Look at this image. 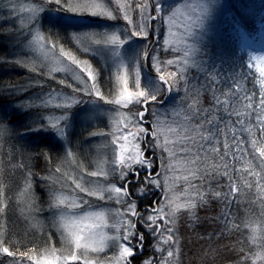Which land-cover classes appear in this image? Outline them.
<instances>
[{"label":"snow or ice","instance_id":"1","mask_svg":"<svg viewBox=\"0 0 264 264\" xmlns=\"http://www.w3.org/2000/svg\"><path fill=\"white\" fill-rule=\"evenodd\" d=\"M240 5L0 0V216L30 202L22 234L0 231V264H184L185 240L193 264H264V55L233 43L257 7ZM101 48L112 62L91 58ZM41 130L61 150L25 138ZM54 242L60 256L31 254Z\"/></svg>","mask_w":264,"mask_h":264},{"label":"rangeland","instance_id":"2","mask_svg":"<svg viewBox=\"0 0 264 264\" xmlns=\"http://www.w3.org/2000/svg\"><path fill=\"white\" fill-rule=\"evenodd\" d=\"M29 0H21V3H28ZM170 2L178 3L182 2V0H170ZM188 3H195L196 0H187ZM226 3L231 4L232 8H240V3L249 4V5H256L254 9H252L250 12H246L244 15L243 25L241 27V31L244 33V35L247 37V39H242L239 35H237L235 32L232 33L233 35V43L237 44L239 48L243 49V55L247 57L249 54H255V55H264V12H261L260 8L258 7L261 3H264V0H225ZM55 15L53 12H48L45 15H42L41 17V24L43 26L48 25L49 21L45 23V18L49 20V17ZM237 19H239V16H237ZM117 22L113 21H106L99 17H87L79 21L80 27H94V28H104V27H113ZM179 23V21H178ZM233 23L231 15H227L221 18V25L228 27ZM253 42L256 48H252L250 44ZM138 47V38H134L132 41L127 42L125 45V48L122 49V52H131L135 50ZM96 63L100 64L103 63L105 60L108 62H112V56H111V50L101 48L98 50L97 53L92 54L91 57ZM255 71V70H253ZM143 74V85L145 87H153L156 84V74L153 69H151L147 64L142 69ZM11 107V104L9 105ZM84 108V106H80L79 108H76L73 112L72 120L74 129L77 135L82 134V129H86L90 125H88L86 122L81 120V110ZM168 119L171 120L172 117L169 114ZM96 131H108V129L104 128L103 124H100V127L97 129H94ZM41 133L51 132L53 137H55V133L52 131H40ZM110 139V138H109ZM97 146L100 148H103L105 144L108 143V141L103 139H98L94 142ZM61 150V149H60ZM110 151V150H109ZM108 153H105L101 151L99 153V158L103 159L105 155ZM181 159L180 155H177L176 160L179 162ZM181 167H177V174H181ZM183 191L182 185H177L176 188V194L179 195L180 192ZM111 223V221L109 222ZM188 233L185 232V236H187ZM193 235V234H192ZM194 238V237H193ZM66 246H62L59 243H53L49 245V247H46L42 250L40 254L35 256L37 259H44L46 256L48 258H52L53 256H60L61 251L60 249ZM192 247V245H188L187 241H184V264H193V254L189 252V248ZM52 248H55L56 251L53 253ZM194 251V250H193ZM63 255H67V251L65 250L63 252ZM33 264H35V260H33Z\"/></svg>","mask_w":264,"mask_h":264},{"label":"trees","instance_id":"3","mask_svg":"<svg viewBox=\"0 0 264 264\" xmlns=\"http://www.w3.org/2000/svg\"><path fill=\"white\" fill-rule=\"evenodd\" d=\"M49 21L47 18H45V23ZM48 26V25H45ZM25 72L24 69L22 68H14L10 70L11 75H23ZM0 104L3 105L4 108L6 109H11L9 106L10 103L8 101H0ZM25 138L33 144V146H38V147H46L52 150H60L59 145H56L52 138L53 135L51 132H46V133H27L24 134ZM29 211H30V202L27 197H19L17 195V198L15 200V215L12 216L10 215L9 217H4L0 216V231H4L5 229H10L13 232L17 233H23L26 228H28V223L26 221L30 222V217H29ZM193 240H195V235L193 234ZM29 249L32 248V245L28 246ZM48 246H45L41 244L38 248V250L32 252L31 254L33 256H37L42 252V250ZM195 253V249L193 251ZM193 252H191L193 254Z\"/></svg>","mask_w":264,"mask_h":264},{"label":"bare ground","instance_id":"4","mask_svg":"<svg viewBox=\"0 0 264 264\" xmlns=\"http://www.w3.org/2000/svg\"><path fill=\"white\" fill-rule=\"evenodd\" d=\"M59 149H60V146H59Z\"/></svg>","mask_w":264,"mask_h":264}]
</instances>
